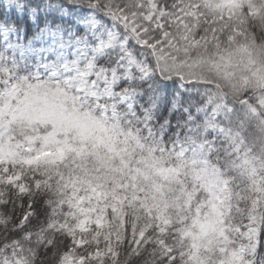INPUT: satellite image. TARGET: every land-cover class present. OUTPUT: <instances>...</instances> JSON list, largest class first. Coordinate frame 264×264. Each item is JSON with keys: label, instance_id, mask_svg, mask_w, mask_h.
Instances as JSON below:
<instances>
[{"label": "snow or ice", "instance_id": "snow-or-ice-1", "mask_svg": "<svg viewBox=\"0 0 264 264\" xmlns=\"http://www.w3.org/2000/svg\"><path fill=\"white\" fill-rule=\"evenodd\" d=\"M0 264H264V0H0Z\"/></svg>", "mask_w": 264, "mask_h": 264}]
</instances>
